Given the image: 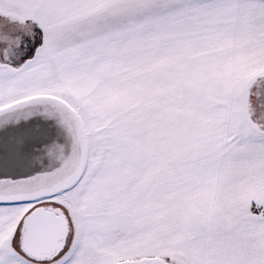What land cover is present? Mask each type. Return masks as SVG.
Here are the masks:
<instances>
[{
    "label": "crops",
    "instance_id": "0c3cea01",
    "mask_svg": "<svg viewBox=\"0 0 264 264\" xmlns=\"http://www.w3.org/2000/svg\"><path fill=\"white\" fill-rule=\"evenodd\" d=\"M133 4V146L119 147L116 207L91 202L102 247L264 264V131L249 111L264 107V0Z\"/></svg>",
    "mask_w": 264,
    "mask_h": 264
},
{
    "label": "rangeland",
    "instance_id": "374dc122",
    "mask_svg": "<svg viewBox=\"0 0 264 264\" xmlns=\"http://www.w3.org/2000/svg\"><path fill=\"white\" fill-rule=\"evenodd\" d=\"M133 6V0H0V110L55 102L75 121L84 144L83 173L70 189L29 203L0 205V264H119L149 258L183 264L181 244L123 256L102 247L103 237L95 232L100 228L95 229L98 217L91 202L109 204L112 211L117 186L130 169L128 156L120 163L119 147L133 146L134 137ZM4 18L8 29L22 35L3 31ZM28 41L34 46L31 58L15 68L26 53L30 56L22 46ZM249 111L255 128L264 131L257 97ZM40 206L62 209L69 221L67 246L53 262L29 261L19 248L22 219ZM112 235L108 245L115 247L118 239Z\"/></svg>",
    "mask_w": 264,
    "mask_h": 264
},
{
    "label": "water",
    "instance_id": "95a60500",
    "mask_svg": "<svg viewBox=\"0 0 264 264\" xmlns=\"http://www.w3.org/2000/svg\"><path fill=\"white\" fill-rule=\"evenodd\" d=\"M84 144L75 121L52 101L39 100L0 110V205L23 204L70 189L83 173ZM70 226L60 208L40 206L25 216L21 255L53 262L67 246ZM119 264H168L160 258Z\"/></svg>",
    "mask_w": 264,
    "mask_h": 264
},
{
    "label": "trees",
    "instance_id": "16d2710c",
    "mask_svg": "<svg viewBox=\"0 0 264 264\" xmlns=\"http://www.w3.org/2000/svg\"><path fill=\"white\" fill-rule=\"evenodd\" d=\"M0 17H2V16H0ZM5 19V21H2L1 20V23L4 25V24H6L5 25V28H4V30L3 31H5V30H7V32L9 33V34H11V35H13V33L14 34H17V35H19V36H21L22 35V32H20V31H17L16 29H14V31L13 30H11V29H8V21H7V18H4ZM37 34H38V32H37ZM30 41V40H29ZM28 41V43H26L25 44V46H24V42L22 43V46H23V48H25V49H30V51L27 49V51H28V54L30 55V56H27V53L21 58V60H19V61H17V62H15V64L13 65L15 68H20V67H22L24 64H26L28 61H29V59L31 58V54L33 53V49H34V46H32V44H30V42ZM31 41H33V40H31ZM28 45V46H27ZM8 64V63H7ZM259 102H260V104L262 103L261 102V99L259 100ZM261 106V105H260ZM262 107V109H263V111H261V112H263V114H264V107L263 106H261ZM262 113L260 114V118L259 119H261L262 120V118L264 117V115H263Z\"/></svg>",
    "mask_w": 264,
    "mask_h": 264
},
{
    "label": "flooded vegetation",
    "instance_id": "af4514ba",
    "mask_svg": "<svg viewBox=\"0 0 264 264\" xmlns=\"http://www.w3.org/2000/svg\"><path fill=\"white\" fill-rule=\"evenodd\" d=\"M150 259V258H149Z\"/></svg>",
    "mask_w": 264,
    "mask_h": 264
}]
</instances>
